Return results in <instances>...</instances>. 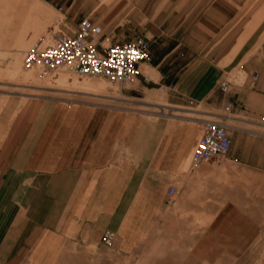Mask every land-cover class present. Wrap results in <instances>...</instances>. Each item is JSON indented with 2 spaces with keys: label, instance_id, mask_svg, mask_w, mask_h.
Returning a JSON list of instances; mask_svg holds the SVG:
<instances>
[{
  "label": "crops",
  "instance_id": "1",
  "mask_svg": "<svg viewBox=\"0 0 264 264\" xmlns=\"http://www.w3.org/2000/svg\"><path fill=\"white\" fill-rule=\"evenodd\" d=\"M165 68L143 63L158 81L139 77L125 87L139 80L147 87L132 91L143 97L158 90L192 114L226 109L248 127L262 126L255 118L264 116V66L249 65V81L230 82L228 92L226 79L209 89L203 76L182 79ZM18 102L0 98V264H210L241 245L253 253L246 230L264 228V207L243 210L234 199L242 170L255 176L262 164L256 151L264 144L249 140L248 130L241 128L240 151L232 134L228 156L195 168L202 118L47 97ZM106 231L116 234L110 245Z\"/></svg>",
  "mask_w": 264,
  "mask_h": 264
},
{
  "label": "rangeland",
  "instance_id": "2",
  "mask_svg": "<svg viewBox=\"0 0 264 264\" xmlns=\"http://www.w3.org/2000/svg\"><path fill=\"white\" fill-rule=\"evenodd\" d=\"M11 1L10 11L0 17L2 104L17 100L23 106L30 98L47 97L155 115L202 118L228 125L238 151L242 147V129L248 130L249 140L264 144V139H257L253 133L264 132L263 126L248 127L242 123L243 116H235L226 109L198 108L206 116L192 114L190 107L171 106L164 98L166 92L158 90H146L143 97L141 91H132L147 87L139 80L136 88L129 89L125 87L127 82L113 84L103 78L79 77L65 70L46 78L38 69L23 71L25 53L35 44L46 40L51 44L57 33L73 35L80 23L88 19L102 27L105 38L112 44L146 40L150 44L151 60L165 61V69L174 70L182 79L203 76L210 82L206 87L213 89L223 78L241 88L251 78L249 65L264 66V0ZM3 2L0 0V8ZM1 18L9 19V26ZM155 73L149 77L158 81L159 75ZM91 84L103 87L92 88ZM255 119L260 121L259 117ZM256 156L262 159V164L257 166L255 176L242 170L241 187L235 190L234 199L240 201L243 210L256 206L259 211L264 207V145L256 151ZM219 199L226 203L230 197ZM246 231L253 233L249 237H252L249 242L255 241L253 253L248 250L250 245H241L240 253L210 264H264V228Z\"/></svg>",
  "mask_w": 264,
  "mask_h": 264
},
{
  "label": "built area",
  "instance_id": "3",
  "mask_svg": "<svg viewBox=\"0 0 264 264\" xmlns=\"http://www.w3.org/2000/svg\"><path fill=\"white\" fill-rule=\"evenodd\" d=\"M105 43H109L106 45ZM151 61L150 44L144 39L132 42L112 44L105 38L101 26L86 19L79 25L73 35L54 34L53 42L43 46L37 43L25 53L23 69L31 71L37 68L42 77H49L60 70L79 77H96L110 83H125L142 77L147 83L151 81L140 65ZM254 75L253 79L256 80ZM230 81L221 85L223 92H228ZM264 127V116L260 119ZM232 149L231 129L225 123L205 120L203 134L194 155L193 166L209 163L228 156ZM168 196H175V189L169 188ZM116 234L106 231L102 241L112 244Z\"/></svg>",
  "mask_w": 264,
  "mask_h": 264
},
{
  "label": "bare ground",
  "instance_id": "4",
  "mask_svg": "<svg viewBox=\"0 0 264 264\" xmlns=\"http://www.w3.org/2000/svg\"><path fill=\"white\" fill-rule=\"evenodd\" d=\"M11 0H4V6L3 7H1L0 8V17H2L5 13H7V12H9L10 11V9H11V7H10V5H11ZM0 4H2V3H0ZM1 20H3V22L5 23V25L6 26H9V23L10 22H8L9 21V19H7V18H1ZM50 44V41L49 40H46L44 43H43V46H46V45H49ZM36 45V44H35ZM37 70V68H34L33 70H31V71H25L24 69H23V71L24 72H33V71H36ZM132 81V80H131ZM91 86H92V88H94V87H99V88H101V87H103L101 84H97V85H93V84H91Z\"/></svg>",
  "mask_w": 264,
  "mask_h": 264
}]
</instances>
